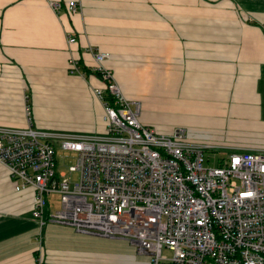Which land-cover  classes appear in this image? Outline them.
Here are the masks:
<instances>
[{
    "label": "crops",
    "instance_id": "1",
    "mask_svg": "<svg viewBox=\"0 0 264 264\" xmlns=\"http://www.w3.org/2000/svg\"><path fill=\"white\" fill-rule=\"evenodd\" d=\"M90 46L109 52L144 123L184 126L230 154L264 152V0H85L75 13L0 0V124L25 125L29 106L39 128L104 133ZM33 194L0 164V264H150L125 238L42 224Z\"/></svg>",
    "mask_w": 264,
    "mask_h": 264
},
{
    "label": "built area",
    "instance_id": "2",
    "mask_svg": "<svg viewBox=\"0 0 264 264\" xmlns=\"http://www.w3.org/2000/svg\"><path fill=\"white\" fill-rule=\"evenodd\" d=\"M84 1L48 3L75 13ZM89 48L104 82L96 87L104 133L39 128L29 106L25 125L0 124V164L16 191L33 190V215L42 224L125 238L150 264H264V152H233L206 164L213 144L192 140L184 126L166 133L144 123L140 102L126 96L105 63L109 52ZM71 70L82 73L76 58ZM59 147L76 152L68 170H59ZM55 194L61 207L46 216Z\"/></svg>",
    "mask_w": 264,
    "mask_h": 264
},
{
    "label": "rangeland",
    "instance_id": "3",
    "mask_svg": "<svg viewBox=\"0 0 264 264\" xmlns=\"http://www.w3.org/2000/svg\"><path fill=\"white\" fill-rule=\"evenodd\" d=\"M125 91V90H124ZM126 96L131 99L134 100L136 99L137 96H139L138 94H130L128 92H125ZM158 128V127H157ZM160 131H165L162 128H158ZM173 131V129L171 130ZM166 132V131H165ZM189 138H191L192 140H196L195 137H193L190 133H189ZM59 153V170H68V166L71 164H74L76 161V152L69 150V149H64L62 147H59L58 150ZM230 151L227 149H224L222 147H211V148H207L205 150V163L208 165H219L222 163V160L224 158L229 157ZM74 178H78L79 177V172L76 171L74 172ZM61 207V201H60V197L58 195H52L50 197V207L49 205H47L46 207V213L48 212V210L52 209V211H55L57 209H59ZM112 237V236H109ZM165 254H170L171 252L168 249L164 250ZM144 255H147L145 253H141Z\"/></svg>",
    "mask_w": 264,
    "mask_h": 264
},
{
    "label": "trees",
    "instance_id": "4",
    "mask_svg": "<svg viewBox=\"0 0 264 264\" xmlns=\"http://www.w3.org/2000/svg\"><path fill=\"white\" fill-rule=\"evenodd\" d=\"M64 1H67V0H64ZM84 69L87 71V72H90V73H95V74H97L98 76H100L101 78H102V74H101V72L100 71H98V70H96V69H89L88 67H84ZM107 99H109V100H113V96L111 95V94H109V93H107V97H106Z\"/></svg>",
    "mask_w": 264,
    "mask_h": 264
}]
</instances>
